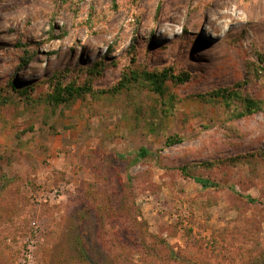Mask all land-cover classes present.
Returning a JSON list of instances; mask_svg holds the SVG:
<instances>
[{"label": "rangeland", "instance_id": "obj_1", "mask_svg": "<svg viewBox=\"0 0 264 264\" xmlns=\"http://www.w3.org/2000/svg\"><path fill=\"white\" fill-rule=\"evenodd\" d=\"M262 55L264 0H0V264H264V109L211 99Z\"/></svg>", "mask_w": 264, "mask_h": 264}, {"label": "trees", "instance_id": "obj_2", "mask_svg": "<svg viewBox=\"0 0 264 264\" xmlns=\"http://www.w3.org/2000/svg\"><path fill=\"white\" fill-rule=\"evenodd\" d=\"M23 65L26 66V64L29 63L28 60H23ZM259 69L256 71V73H259L260 75H263L264 77V55H262V57H259ZM134 79L136 81H140L143 83H146L149 85V88H151L154 92H157L158 94L162 95L165 92V83L167 81L170 80H174V81H179L181 82L183 79H181V77L175 76L173 71H165V72H161V73H148V72H142L139 74H135L134 75ZM125 86V85H124ZM13 90L15 91H19L21 96H25L26 93L24 90H18L17 86L12 85ZM90 90V88L88 86L84 87V88H80L77 87L75 85H67V86H63L62 83H57L55 84V86L53 87V96L52 99L58 103H62V102H67L68 98H77L80 97L81 95L85 94V90ZM67 95V96H66ZM220 98L224 103H225V107L228 111H232V105H235L236 102H231L232 100H240L244 103L245 106V110L244 112H241L240 114H238V118L240 117H247L249 115L254 114L255 112H259L261 110L264 109L263 105L264 103L262 102H258L253 100L252 98H243L241 96V93L239 91H229V90H221V91H217L216 93H214L213 97L211 96V99H214L216 101H218L217 99ZM181 141L178 138H171L170 140L167 141L166 145L167 146H174L179 144ZM147 152L145 149H142L139 152V157L140 158H144L147 156ZM185 174H187V172L185 171ZM2 179L0 178V181ZM195 182L201 184L204 188H208V187H212L213 184L210 181L207 180H202V179H194Z\"/></svg>", "mask_w": 264, "mask_h": 264}, {"label": "bare ground", "instance_id": "obj_3", "mask_svg": "<svg viewBox=\"0 0 264 264\" xmlns=\"http://www.w3.org/2000/svg\"><path fill=\"white\" fill-rule=\"evenodd\" d=\"M212 32H214V30H213ZM164 34L166 35V37H172V36H174L175 32H174V30H172L171 28H168V29L164 32ZM214 35H217V33L214 32ZM117 54H118V53H117ZM117 54H116V55H117Z\"/></svg>", "mask_w": 264, "mask_h": 264}]
</instances>
